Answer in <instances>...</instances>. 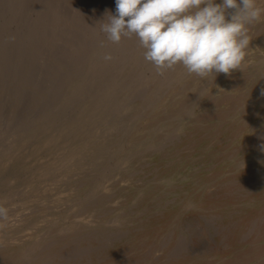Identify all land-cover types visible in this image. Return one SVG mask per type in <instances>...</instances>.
Returning a JSON list of instances; mask_svg holds the SVG:
<instances>
[{
  "label": "rangeland",
  "instance_id": "obj_1",
  "mask_svg": "<svg viewBox=\"0 0 264 264\" xmlns=\"http://www.w3.org/2000/svg\"><path fill=\"white\" fill-rule=\"evenodd\" d=\"M52 9L53 8H45L44 3L41 4L37 0H0V206L3 205L7 209L9 207L7 221H11L10 222L11 224L9 225V227L1 226L3 221H0V224H1L0 225V235H6L8 238H11L12 236L13 238V240L10 239L9 241H6V246L2 248V250L0 251L1 252L0 256H3V254L7 252L8 249L11 251L14 250L15 248L14 246L16 244L13 245L12 242L14 241L15 237H17L16 240H19L18 237L23 232L19 230L20 227L22 226H20L18 223L14 224L15 219L19 220L20 218L19 220L20 222L22 220V216H21L22 213H23L22 214L23 217L25 218L29 217L32 210L37 209V205H36L37 204L36 201H38L37 199L43 198V200H46L45 206L49 210L48 215L56 213V210H55L56 208H57L58 213H59V210H58L59 208L64 209V211H66L67 208L70 206L69 203L66 202V199L70 196L69 199L71 200L76 199L77 201L78 197H80L78 196V190L80 191L79 187H84L86 185V188H87V186L89 185V182H88L89 179L93 177L98 178L99 174H102V172L95 173L94 169H96L98 166L102 168L106 164L109 167V164H111L109 161L108 163H106V159L111 158V155H112L111 151H113L112 143L107 142V140L111 138L110 135H113L115 131L110 133L109 135H106L105 132L99 135V137H102L105 140L97 139V142H95L96 146L91 150L92 152H95L97 154L102 153L100 159H97L95 161L93 160V163H94L93 165L88 166V164L87 165L85 164L83 165V168L74 169V170L72 169L73 167L69 165L72 168L66 171L65 168L63 167V165L66 166V163L65 162L63 163V160H60V158H62L63 155H65L63 152L66 149L70 150L69 148L70 146H72V144H73L72 147L74 149L77 145H81L86 140V137L90 134V130H89L88 135H85V132L87 131V129H82L81 127L72 128L73 126L69 122L70 121L69 119L73 117L74 112L77 111L78 101L80 103L81 102L83 103L84 100L82 99L78 100L77 97L72 94L73 89L71 90V87H67V86L65 87L64 85H62L60 81H63V80L59 81V85L63 86V88L61 87V92L58 95V97H53L51 95H48L49 91L47 90L48 87L46 85L55 82V80L58 78L57 70H59L60 65L62 66L70 65L76 58V56L73 57L69 55L71 54L70 52H66L64 50L61 54L60 52L61 46H58V45H57L58 46L57 48L59 51L57 52L56 44H55L57 42H52L51 39H49L50 35L48 36L47 34L48 32L43 30V23L49 22L51 20V14H53L51 12ZM63 9L67 10L66 8H63ZM65 10L63 11V13H66ZM112 10L113 8H110L109 10L108 9L105 10L104 8H101L100 14L104 15V13L112 12ZM103 22L104 21L100 22L99 26H97V31L98 33L101 31L99 33L101 35L103 34V32L100 28L101 27L100 24L101 23L103 24ZM78 30L74 29L75 33L73 32V35H74L73 38L77 36L76 32H78L79 34L78 35L79 39L80 38L83 39V37L86 36L87 34L89 35L88 25H85L80 29L78 28ZM10 37H14V39H10ZM50 42H52L53 44ZM72 42L70 44L68 42L67 43L68 46L67 45L65 46L66 47L71 46ZM44 47L46 48V50ZM51 48L55 50L57 53L55 51L53 52ZM63 48L64 46L61 49ZM260 49H261L260 52H257L258 49L256 48H251L250 50H246V55H245L246 60L244 59L245 61H243L242 64H247L246 66H248L251 71L256 72L255 71L256 69L253 68L252 66L254 64V63L252 64L254 60V55L258 56L259 55L258 53H261V54L264 53V46H261ZM15 50H17L18 52H16ZM48 50H50V52ZM12 52L14 53V55ZM46 55L48 56L46 57ZM54 55L56 56V59ZM62 56H64V58H62ZM38 58H40V61H38ZM65 58H66V61H65ZM63 59L66 63L62 61L60 62V60H63ZM47 62L49 65L47 64ZM53 63H55L56 66H54ZM140 66L141 67L138 71L139 72L141 71L142 74L141 75L139 74L138 81L143 80L144 82H143V85L141 86V88L143 89H140L139 93L137 91V95L141 94L142 91L144 92L146 88L151 86V85L148 86L150 83L149 80H150V77L153 71L155 72L154 70L155 68L152 69V67L151 68L148 67L149 69L148 68L145 69L142 65ZM179 67L183 68V66L181 65H179ZM35 69L36 70L41 69V70L36 71ZM243 70L245 71V69ZM44 73H45L46 78L44 77ZM250 80L253 81L254 78L251 77ZM242 81L238 79V83H240L241 85L242 83L246 82V80H242ZM249 81L247 83L248 85L246 84L247 86L242 85V86H246L247 90L250 89V86L255 85L254 82L252 83V81H250L251 83H249ZM57 85L58 84L54 86H57ZM144 86L145 87L147 86V87L144 88ZM159 86L160 85H158V87ZM158 87L156 86V88ZM75 88H77V86H75ZM245 90L246 89H244V91ZM173 91L178 92L176 88ZM173 91L171 90L167 95V100L169 101L167 108L170 113L175 108H178L179 106L178 102L175 103V100H174V97H177L179 95H176L175 93H173ZM242 91L232 92L233 96H230V97L233 99H230L227 102L225 101L222 104L223 106L221 109L225 110L228 107L237 105V103L239 104L238 96L242 94ZM155 92H157V89L155 90ZM130 96L134 97L136 95H130ZM260 98H262V96L258 93V95L254 96L252 100L248 101L247 105L249 106L251 105L253 106V108L258 107L259 103L261 102ZM251 101L253 102L250 103ZM194 108L195 106L193 107V109ZM198 110H199V107L195 108L193 112L196 113L198 112ZM133 112H135V110H133ZM236 114L238 116H232L231 118H228L229 121L227 125H232L234 123L233 125L236 128L239 126L237 119L240 115L242 116V113L240 114L239 112H237ZM128 115H129V112L125 113L124 115L125 118H122L124 119L123 120L124 122L120 124V126L123 127V130H122L123 139H125V137L128 138L130 134L132 135L133 133H135L137 127L139 126L141 127L142 131L138 132L136 135L139 136L140 138L139 141H143L147 145H149L148 141H150V138H151V135L149 134V130H147L148 127H151L154 124L161 126L162 124L165 123V125L162 126V129L163 128L165 129L166 127L171 128V123L173 122V120L171 119L169 120L166 119V120H163L164 123H162L161 120L159 121L157 120L158 118L156 117L153 118L150 115L152 122L150 123L142 122L136 125V127H134V125L136 124V120L135 121L131 120L129 122ZM168 115L169 117H171V114H165L164 116L167 117ZM218 116L219 114L215 115L211 123H215L217 121ZM84 117L87 118L88 116L84 115ZM192 118H194V116ZM126 121H128V123H125ZM123 123L125 124L122 126ZM146 125H149V126H146ZM101 126L102 125H100V127ZM131 126H133L134 128L133 127L130 128ZM211 126L212 125L208 127V126H205V124H203L204 128H199L197 126V123L193 125L188 124V129L184 130L183 135L182 134L177 135L176 138L175 136H172L170 147H167L164 145V147H161L159 149L154 148L151 151L152 154H149V156L145 157L144 160L148 161L150 164L147 163L145 165L146 169L143 168V170L139 172L137 176L136 185L130 188V191H135L137 187H142L141 189H143L144 191H149L154 198L158 197V201L161 202L160 204L156 205L155 203H153L152 200L149 199L150 195L149 194L147 195L146 193H145L146 196L142 197L141 201L137 200L139 202L134 201V203H132V200H128L124 198L125 196L124 191H123V197H122V194L119 193V190H117V188L115 190H112L111 195L114 201L116 202L117 206L119 204V206L121 207V205L123 204L122 207L124 208V210H127L128 212L134 211L136 213L134 214V221H135L134 228L124 227L122 226L123 224L121 225V223H118L116 226L110 228V230H104V231L98 230L100 227V220L103 218V216H100V213H97L96 214L97 217H94V214H92L91 212L88 213V215L91 214V216L94 217V223H93L94 227L92 229L93 230L92 232H94V234L97 235L98 238H99V235H103L105 237L112 236L111 237L112 239L110 241H112L111 242L112 245H115L116 247L115 249H113L115 251L113 250L107 251V254L109 255H111L113 252L114 253L111 255V258L104 260L106 261V263H109V261L110 262L113 261V259L114 261H116V258H113L114 255L120 256L121 258L119 251L125 252L129 248H132L133 250L134 247H136L139 249L134 251L135 256H136L134 260L137 258L136 260L139 261L138 264L140 263L150 264L151 261H156L155 264H196V263L198 264H215V263L218 264L220 261H221V264H232L231 256H235V259H236L235 264H246V263L247 264H254V263L258 264V262H260L261 264H264L263 255H260L259 256L260 258H258L259 260H256L253 263L251 262L250 258L247 256L249 254L242 252L244 249L243 247H245L246 244H251V245L254 244L253 242L254 239L258 238L259 239L258 241L260 242L263 241L264 243V236L258 235V233H260V230L255 228L254 229L255 233L253 231L249 232V233H252V235L249 234L248 231H246V227L247 225H250V218H252L253 214L254 215L259 214L260 216H262V214L264 215L263 213L264 212V208H263L264 206V192H263L264 191V177L263 175L264 174L261 172L256 173L257 172V170H255L256 167L255 168L248 167V166L245 167L246 166L245 165L241 169L239 168L240 166L235 165L233 162L236 160H240V156H242L243 153H247L245 152L247 151L246 145L249 146V144L242 141L243 139L236 137V140L232 142V144H230L226 148L227 141L225 137L223 138L219 134H217L219 131L214 132V129ZM195 130L197 131L199 130L198 131L199 135L202 134L201 136L205 139L213 138V139H210L209 141V144H210L209 147H211L210 151L212 152L211 159L208 158V155L205 156L204 154H202L203 155L202 156L199 154L198 155L195 154L197 153L193 149V145H194L193 142L195 143V141H192L191 143L190 139L187 138L188 134L192 131L195 132ZM58 132H59L60 138L52 139L53 136H57ZM106 132H109V130H106ZM158 136L159 135L157 134L156 138ZM20 137L21 139H19ZM47 138L48 139L51 138L53 141H50V144L45 145L43 144V142ZM18 139L19 141H17ZM111 139L113 141L115 140V138H111ZM187 141H190V143H187ZM152 142L153 141H150V143ZM64 145L66 146L63 149ZM233 149H237V150L234 151ZM138 150L139 148H135L134 152L136 151V154L132 156L129 160L127 159V164L129 165L128 166L129 168L132 165L136 164L139 157L141 156L142 152H139ZM232 150H233V153H232ZM225 153L226 154L228 153V155H231V158L227 159L226 156L224 155ZM162 156H165V160H167V164L165 167L166 170L164 169L166 172L171 171V169H178V172H179L178 173L179 175L172 178V181L174 182L171 184H167L166 187H163V185L158 181L160 178L164 177V173H162L161 170L158 171L157 169H155L158 159L159 158H161V160L163 159ZM190 157L194 158L193 159L194 161L193 160L188 161ZM70 163H72V161L67 162V165ZM48 165L50 166L49 172L51 174L50 173L48 174L39 173L38 169L42 168V166H48ZM147 167H150L152 171L147 170L149 169ZM250 170L252 172H255L256 175L254 176L250 174L251 176H247L248 178L245 179L243 183L232 182L233 183L232 184L229 182L228 185H225V180L230 178L229 180L235 179L237 181L238 179L236 178L235 174L237 175L239 172H245V171L248 172ZM108 171L109 169H106L107 174H109ZM51 175H53L54 177H51ZM126 176H128V174H125L124 178ZM169 176L171 175H167L166 178H168ZM184 177H186L187 179H185ZM153 178H155L154 181L147 182L148 179H153ZM255 179H258V180L255 181ZM220 181H222V183ZM106 186L108 187V185L104 184L102 186L103 188L100 189V194H102L104 197H106L107 194H110V191L106 189ZM119 186L121 188L123 187L125 188L126 184H124L123 182H120ZM10 187L16 188V190H19V191L21 190V192L23 194L24 193L27 194V196L30 195V198L28 197V201L31 205H27L26 203H24V205L27 206V207L26 206L24 207V209L26 210L24 209L22 211L16 210V212L13 211V213H10L9 210L12 204L9 205L11 200L9 198H6V195L13 194L11 192L15 190L14 189V190L9 191ZM71 187H74V188H71ZM236 187L238 190L236 189ZM244 190L247 192H245ZM195 193L197 194L195 195ZM260 193H263V194H260ZM186 196H188L192 200H200L203 202V204H200V206L198 205L196 207L186 206V201H187V199L185 198ZM227 197H229V199ZM57 198L59 199V201H57ZM243 198L244 199L246 198V199L244 200ZM260 198L262 199V203H259L261 202ZM52 199L56 200V203H54L53 206L51 205V202H50V200ZM207 200H209L208 202L210 204L212 202L213 206L218 205V209H212L213 206L212 208L210 206H206V203H208ZM115 202L111 204H115ZM102 203H103V200H102ZM19 204L20 203L17 204V207L19 206ZM99 206L100 208L98 211L101 212L103 205L101 204ZM113 209L115 208H112V210L108 211V213L109 212L112 213L111 211H115ZM256 209H259L258 213H254L258 211ZM191 212H193L194 214ZM216 212L220 214L221 219H216L215 221L213 220L211 221L209 218L210 214L216 213ZM174 213H175V216L173 218H170L172 217L171 215ZM36 215L41 216V214L39 215V213H37ZM231 215L235 218V220L240 221L239 225H236L237 223L233 224V223L228 222L227 217ZM66 216H67V220L66 222L64 221L63 223L66 225L67 224L69 225L70 220L74 221L75 218H72L73 213H68L66 214ZM111 216L113 215H110L109 218ZM75 217H78L77 220L80 222V224H78V226L76 227L77 231L79 230L81 231L85 229L86 227L85 220L87 219V217H85V215L77 216V214L75 215ZM79 218H83V220H79ZM170 219L171 221H173L174 219H177L178 221H180L182 223L181 229L179 228L178 231L177 230L171 231L173 229L172 228L170 229V232L166 233L165 232L166 227L164 226L165 225L164 223L165 221L170 220ZM243 219H245V222L243 221ZM149 223H152L150 225L153 226L151 229L152 232L151 231L149 232L151 233L150 235L146 231L142 230V228L146 226L147 224L149 225ZM241 223H242V226L244 227L243 228L244 229L243 231L245 232L244 234L248 233L247 236H245L243 234V231L241 230V227H240ZM186 227H187V230H189L188 232L190 234L188 232L186 233V230H185ZM222 227L224 228L222 229ZM15 230L20 231V234H15L16 232ZM217 230H219L220 232ZM23 233L25 235L28 232L24 231ZM226 234H229L231 239L229 238V235H227L228 236L227 237ZM254 234H257L258 237L255 236ZM156 235L159 238V240H157L158 238L156 239L155 237ZM223 235L224 237H222ZM241 235L244 236L243 239ZM28 238H29V235H26L24 239H28ZM152 238H155V241L152 245H150L151 243L150 240ZM181 240L182 242L178 243ZM158 242H163V243L165 242L166 245L164 247L163 245L159 246ZM141 243L142 245H140ZM84 245H86V241ZM251 245H249L248 249H251L252 247ZM223 247H226V248H223ZM154 248L156 250L152 252ZM257 249L258 250L264 249V244L258 247ZM144 250H145V253H144ZM175 250L177 253H175ZM232 251L234 253H232ZM134 252L130 251L129 254L124 253V256H126L125 258H127V256L131 258V256H134L133 255ZM149 252H152V253H149ZM242 254H244L245 256H242ZM151 256L153 257L151 258ZM155 257L157 259H155Z\"/></svg>",
  "mask_w": 264,
  "mask_h": 264
},
{
  "label": "bare ground",
  "instance_id": "obj_2",
  "mask_svg": "<svg viewBox=\"0 0 264 264\" xmlns=\"http://www.w3.org/2000/svg\"><path fill=\"white\" fill-rule=\"evenodd\" d=\"M37 1L41 4L44 3L45 8H53L51 10V12L53 13L51 14V20L49 22L43 23V30L48 32L47 34L48 36L50 35L49 39H51L52 42H57L55 43L57 52L59 51L57 48L58 46H61V48L64 46L63 49L60 48L61 54L64 50L66 52H70L71 54L69 55L73 57L76 56V58L70 65H65V66L60 65L59 70H57L58 78L55 80V82L46 85L48 87L46 88L49 91L48 95H51L53 97H58V95L61 92V87L63 88V86L59 85L60 80H63L60 82L65 87L66 86L71 87V90L73 89L72 94L75 95L78 100L82 99L84 100V102L80 103L78 101L79 105L77 104V111L74 112L73 117L69 119L70 120L69 122L73 126L72 128L81 127L82 129H87V131L85 132V135H88L89 130L91 134V135L89 134L87 137L84 135L86 137V140L81 145H77L75 149L72 147L73 146L72 144V146H70L69 148L70 150L66 149L67 151L65 150L63 152L65 155H63V157L60 158V160H63V163L64 162L66 163V166L63 165V167L65 168L66 171H68V169L72 167H73L72 168L73 170L79 169V168H83V165L85 164L86 165L88 164V166L93 165L94 164L93 160L95 161L97 159H100L102 153L97 154L95 152H92L91 150L96 146L95 142H97V139H103L102 137H99L101 133L105 132L106 135H109L110 133L115 131L113 135H110V137L115 138V140L113 141L111 138L107 140V142L112 143V148H113V151H111L112 152L111 158L106 159V163H108V161L111 163L109 164V167L106 164L102 168L98 166L96 169H94L95 173L102 172V174H99L98 178L93 177L89 179L88 180L89 185L87 186V188H86V185L84 187H79L80 191L78 190V196L80 197H78L77 201L76 199H73V200L69 199L70 196L66 199V202L69 203L70 205L66 211H64V209L59 208L58 209L59 213H58L57 208H56L55 209L56 213L48 215L49 210L45 206L46 200H43V198L41 199L36 198L38 200L36 201L37 209L32 210L29 217L27 218L23 217L22 215L23 213L21 212L22 220L19 222L20 218L19 220L15 219L14 224L18 223L20 226H22L20 227L19 230L23 232L27 231L28 233L24 235L23 232L22 234H20V231L15 230L16 231L15 234H20L18 237L19 240H16L17 237L14 238V241L12 242L13 245L16 244L14 246L15 247L14 250L11 251L7 248L8 249L7 252H5L3 256H0V264H138L139 261L136 260L137 258L134 260V258L136 257L134 251L139 249L136 247H134L133 250L132 248H129L125 252L119 251L121 258L120 256L114 255L113 258H116V261H114L113 259L114 262L109 261V263H106V261H104L105 259L111 258V255L114 253L113 252L111 255H109L107 254V251H111L115 249L116 247L115 245H112L111 243L112 241H110L112 239L111 238L112 236L105 237L103 235H99V238H98L97 235H95L94 232H92L93 231L92 229L94 227L93 225L94 217H97L96 216L97 213H100V216H103V218L100 220V227L98 230H103V231L110 230V228L116 226L118 223H121V225L123 224L122 226L124 227L134 228V224H135L134 214L136 213L134 211L128 212L127 210H124V208L122 207L123 204L121 205V207L119 206V204L117 206L116 202L114 201L111 195L112 190H115L116 188L117 190H119V193L122 194V197H123V191H124L125 192L124 198L128 200H132V203H134V201L136 202L141 201L142 197L146 196V194L147 195L149 194L150 195L149 199H151L153 203H155L156 205L160 204L161 202L158 201V197L154 198L149 191H144L143 189H141L142 187H137L135 191H130V188L136 185L137 176L139 172H141L143 168H145V165L149 163L148 161L144 160L145 157L149 156V154H152L151 151L154 148L159 149L161 147H164V145L167 147H170L172 136H175L176 138L177 135H181V134L183 135L184 130L188 129V124L193 125L197 123V126L199 128H204L203 124H205V126H208V127L212 125L211 127L214 129V132L219 131L217 134H219L223 138L225 137L227 141V146L225 145L226 148L230 144H232V142L236 140V137L243 139L242 141L249 144V146L246 145L247 151L245 152L247 153H243L242 156H240V160H236L233 163L237 166H240L239 168L241 169L245 165H246L245 167L247 166L253 167V168L256 167L255 169L257 170L256 173L261 172L264 174V151H261V145H264V97L260 98L261 99V102L259 103L260 106L258 105V107L256 108L255 107L253 108V106L251 105L250 106L247 105L248 101L252 100L254 96L258 95V93L260 94V90L264 88V53L263 54L258 53L259 54L258 56L254 55V60L252 62V64L253 63L254 64L252 66L253 68L256 69L255 70L256 72L251 71L250 68L246 66L247 64H242L241 68L239 70L232 71L231 75H225L223 73H220V74H217L215 78H214V75H209L206 78H201L195 74L189 75L184 67L181 68L179 67V65H177L175 67L177 69L174 68L172 70H167L164 72L163 75H158L154 67L149 62L144 60L143 52L145 50L139 46L138 40L135 36H133L132 38H122L119 44H114L107 40L105 33H103L102 35L99 34L101 31L98 33L97 26H99V23L102 21H104L103 23H105L108 20V17L106 14L107 13H111L113 15L115 14V11H113L116 8L115 0H37ZM217 2H219V0H217ZM257 6L264 7V0H257ZM63 8H66L67 10ZM101 8H104L105 10L106 9L109 10L110 8H113V10L112 12H106L104 13V15H101L100 14ZM64 10L66 13H63ZM85 25H88L89 27V32H88L89 35L87 34L88 35L87 37V35L85 34L86 36L83 35L84 36L83 39L82 38L79 39L78 38V35H79L78 28L80 29ZM100 25H102V23ZM74 29L78 30V32H76L77 36L75 38H73L74 37L73 32L75 33ZM249 36H250L251 41H250L249 48L247 50H250L251 48H256L258 49L257 52H260L261 46H264V20L258 23H254L250 26ZM68 42L69 44L72 42V44L71 46L66 47L65 45H67ZM15 51L18 52L17 50ZM48 51L50 52V50ZM54 51L55 50H53V52ZM105 55H111L112 59L106 61L104 59ZM47 56L48 55H46V57ZM54 57L56 59L55 55ZM62 58H64V56H62ZM38 61H40V58H38ZM61 61L65 62L66 58H65V61L64 59L60 60V62ZM53 64L54 66H56L55 63ZM140 65H142L145 69L148 67L149 68L152 67V69H154L155 72L151 69L153 73L150 77V80H149L150 83L148 85V86L150 85L151 86L148 88H146L147 86L146 87L144 86V88H146L144 92L142 91L141 94L137 95V91L139 93L140 89H143L141 88V86L143 85V82H144L143 80L138 81L139 74L140 75L142 74L141 71L140 72L138 71L141 67ZM243 69H245V71ZM39 70L37 69L36 71H39ZM44 77H45V73H44ZM251 77L254 78L253 81L250 80ZM238 79L241 81L246 80V82L242 83V85H246L249 80L252 81V83L254 82L255 85L250 86L252 85L250 84L249 85L250 89L247 90L246 86L248 84L246 86H242L240 83H238ZM250 81L249 83H251ZM56 84L58 85L54 86ZM158 85L160 86L158 87ZM75 86H77V88H75ZM156 86L158 88H156ZM175 88L178 92L173 91ZM156 89H157V92H155ZM244 89L246 90L244 91ZM171 90L176 95H179L177 97H174L175 103L178 102L179 106L178 108H175L170 113L167 108V105L169 103V101L167 100V95ZM237 91L239 92L242 91V94L238 96L239 104L237 103V105H233L231 107H228L227 109L224 108L225 110L221 109L223 106L222 104L225 101L227 102L228 100L233 99L230 97V96H233L232 92H237ZM130 95H136V96L132 97ZM252 102L253 101H251L250 103ZM194 106L195 108L199 107V110L196 113L193 112V110L195 109V108L193 109ZM86 109L88 112L86 111ZM133 110H135V112H133ZM128 112H129L128 121L130 122L131 120L133 121L136 120V124L134 125V127H136V125L142 122L143 123L152 122L151 116L153 118L154 117L158 118L157 120L159 121L161 120L162 123H164L163 120H166V119L167 120L171 119L173 120V122L171 123V128L166 127L165 129L164 128L162 129V126H164L165 123L162 124L161 126L154 124L153 126L148 127L147 130H149V134L151 135L150 141H153L152 143H154L155 145L150 143V141L148 140L147 141L149 142V145H147L145 142L139 141L140 138L139 136L136 135L138 132L142 131L141 127L139 126L137 127L136 132L134 131L135 133H133L132 135L130 134L128 138L125 137V139H123V136H122L123 127H121L120 124L124 122L123 121L124 119L122 118H125L124 115L125 113H128ZM237 112H239L240 114L242 113V116L240 115L237 119L239 126L236 128L233 125L234 123L232 125H227L229 121L228 118H231L232 116H238L236 114ZM165 114H171V117H169V115L165 117L164 116ZM217 114H219V116L217 117V121L215 123H211L212 119ZM84 115H87L88 117L85 118ZM191 116L192 117L194 116V118H192ZM189 117H191L192 119ZM128 121H126L125 123H128ZM125 123H123L122 126ZM100 125L102 126L100 127ZM146 126H149V125H146ZM132 127L133 126H131L130 128ZM106 130H109V132H106ZM198 131L197 130H195V132L192 131L188 134V137L187 136L186 137L190 139L191 143L192 141H195V143L193 142L194 144L193 149L194 151L197 152L195 154L197 155L204 154L205 156L208 155V158L211 159L212 152L210 151L211 147H209L210 146L209 141L210 139H213V138L205 139L201 136L202 134L199 135ZM157 134L159 136L156 138ZM53 138L55 139L60 138L59 132L57 136H53L52 139ZM19 139H21V137ZM19 139L17 141H19ZM52 139L51 138L45 139L43 144L45 145L50 144V141H53ZM190 141H187V143H190ZM65 146L66 145H64L63 149L65 148ZM135 148H139L138 151L142 152V154L139 157L136 164L132 165L129 168L128 167L129 165L127 164V159L129 160L132 156L136 154V151L134 152ZM233 150L236 151L237 149H233ZM233 150H232V153H233ZM224 155L226 156L227 159L231 158V155H228V153L227 154L225 153ZM162 158H163L162 160L161 158L158 159L155 169H157L158 171L161 170V172L164 173V177L160 178L158 181L163 185V187H166L167 184H171L174 182L172 181V178L179 175L178 174L179 172H178V169H171V171L166 172L165 167L167 164V160H165V156H162ZM193 159L194 158L190 157L188 161L190 160L192 161ZM71 161L72 163L67 165V162H71ZM69 165L72 167H70ZM49 167H50L49 165L42 166V168L38 169V171L39 173L48 174L50 173ZM147 168H149L147 170L152 171L150 167H147ZM106 169H109L108 171L109 174H107ZM256 173L252 172L251 170L248 172L247 171L239 172L237 175L235 174L236 178L238 179L237 181L235 179L229 180L230 179L229 178L225 180V185H228L229 182L230 183L232 182L243 183L244 180L248 178L247 176H251V175L255 176ZM125 174H128V176L124 178ZM167 175H171V176L166 178ZM51 177H54V176L51 175ZM184 178L187 179L186 177ZM154 180L155 178L148 179L147 182L154 181ZM256 180L258 179H255V181ZM120 182H123L124 184H126V187L128 188L126 187L121 188L119 186ZM220 182L222 183V181ZM104 184L108 185V187L106 186V189L110 191V194H107L106 197L100 194V189L103 188L102 186ZM71 188H74V187H71ZM10 190H14L13 192H11L13 194L6 195V198H9L11 200L9 205L12 204L9 210L10 213H13V211L16 212V210L22 211L24 207L26 206L24 205V203H26L27 205H31L28 201V197L30 198V195L27 196V194L25 193L23 194L21 190L20 191L16 190V188L10 187L9 191ZM196 194L197 193H195V195ZM260 194H263V193H260ZM185 198L187 199L186 206L196 207L198 205L200 206V204H203V202L200 200H192L188 196H186ZM227 198L229 199V197ZM102 200H103V203H102ZM260 200L261 202L259 203H262L261 198ZM57 201H59L58 198H57ZM208 201L209 200H207V202ZM50 202H51V205L53 206L54 203H56V200L52 199L50 200ZM113 202H115V204H111ZM18 203L20 204L23 203V204L21 205L19 204L20 207L18 206L19 207L18 208L17 207ZM101 204L103 205V207L101 209V212H99L98 211L100 208L99 205ZM206 206H210L212 208L213 203L211 202L210 204L208 202L206 203ZM112 208H115L113 209L115 211H111L112 213L110 212L108 213V211L112 210ZM212 209H218V205L213 206ZM259 209H256L258 211L254 213H258ZM89 212L94 214V217L91 216V214L88 215ZM37 213H39V215L41 214V216H37L36 215ZM68 213H73L72 218H75V219L74 221L70 220L69 225L68 224L66 225L63 222L64 221L66 222L67 220L66 214ZM74 214L75 215L77 214V216L85 215V217H87L86 220L84 219L86 222L85 229L81 231L80 230L77 231L76 227L78 226V224H80V222L77 220L78 217H75ZM110 215H113V216L109 218ZM171 216L172 217L170 218H173L175 216V213L172 214ZM209 218L211 221L212 220L215 221L216 219H221V216L220 214L216 212V213H211ZM79 220H83V218H79ZM227 220L228 222L233 223V224L237 223L236 225H239V222H240V221L235 220V218L232 215L227 217ZM177 221H178L177 219H174L173 221H171V219L165 221L164 223L165 225L163 224L166 227L165 232L166 233L170 232V229L172 228L173 229L171 231L173 230L178 231L179 228L181 229L182 223L180 221L178 222ZM243 221L245 222V219H243ZM10 222L11 221L4 220L3 223L1 222L2 225L1 224L0 225L3 227H9V225L11 224ZM150 224L152 223H149V225L147 224L146 226H144L142 230L146 231L147 233H149L150 231L152 232L151 229L153 226ZM240 227H241V230L243 231L244 227L242 226V223ZM223 228L224 227H222V229ZM255 228L260 230V233H258V235L264 236V215L263 214L262 216H260L259 214H255V215L253 214L252 218H250V225H247L246 227V231H248V233L251 231L254 232ZM185 230H186V233L189 231L187 230V227L185 228ZM244 233L245 232L243 231V234ZM248 233L244 235L247 236ZM150 234L151 233H149V235ZM249 234L252 235V233H249ZM26 235H29L30 239L29 238L24 239ZM227 235L229 234H226V236ZM254 235L258 237L257 234H254ZM155 237L156 239L158 238L157 235ZM222 237H224V235ZM7 238L8 237L6 235H0V251L2 250V248L6 246V241H9L10 239L13 240L12 236L11 238H8V239ZM229 238L231 239L230 235H229ZM243 238L244 236H242V239ZM157 240H159V238ZM258 240H259L258 238L254 239L253 240L254 244L252 245L246 244L245 247H243L244 249L242 251V252L249 254L247 256L250 258L251 262L253 263L256 260H259L258 258H260L259 257L260 255L264 256V249H259V250L257 249L258 247L262 246L264 243L263 241L260 242ZM85 241H86V245L88 246L84 245ZM150 241H151L150 245H152L155 241V238H152ZM181 242L182 240L179 241L178 243H181ZM158 243H159V246L163 245L164 247L166 245L165 242L164 243L158 242ZM140 245H142V243ZM249 245L252 246L251 249H248ZM223 248H226V247H223ZM155 250L156 249L154 248L152 252H154ZM130 251L134 252L133 253L134 256H131V258L127 256V258H125L126 256H124V253L129 254ZM152 252H149V253H152ZM144 253H145V250H144ZM175 253H177L176 250H175ZM232 253L234 252L232 251ZM242 256H245V255L242 254ZM152 257L153 256H151V258ZM155 259L157 258L155 257ZM235 262H236L235 256H231V263L235 264ZM155 263L156 261H151L150 264H155ZM219 263L221 264V261ZM258 264H261V263L258 262Z\"/></svg>",
  "mask_w": 264,
  "mask_h": 264
},
{
  "label": "clouds",
  "instance_id": "obj_3",
  "mask_svg": "<svg viewBox=\"0 0 264 264\" xmlns=\"http://www.w3.org/2000/svg\"><path fill=\"white\" fill-rule=\"evenodd\" d=\"M115 6L102 32L114 44L135 36L158 75L177 65L201 78L231 75L245 59L250 26L264 20L257 0H115ZM7 219L8 209L0 206V221Z\"/></svg>",
  "mask_w": 264,
  "mask_h": 264
}]
</instances>
